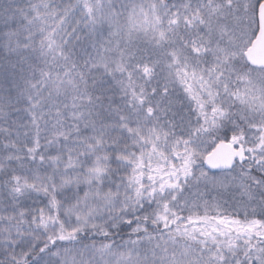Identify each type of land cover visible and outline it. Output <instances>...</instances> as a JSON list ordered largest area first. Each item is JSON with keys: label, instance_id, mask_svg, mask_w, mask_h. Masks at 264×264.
I'll use <instances>...</instances> for the list:
<instances>
[{"label": "snow or ice", "instance_id": "snow-or-ice-1", "mask_svg": "<svg viewBox=\"0 0 264 264\" xmlns=\"http://www.w3.org/2000/svg\"><path fill=\"white\" fill-rule=\"evenodd\" d=\"M0 264H264V0H0Z\"/></svg>", "mask_w": 264, "mask_h": 264}]
</instances>
